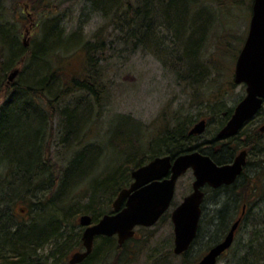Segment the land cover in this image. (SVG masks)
I'll return each mask as SVG.
<instances>
[{"label": "trees", "instance_id": "trees-1", "mask_svg": "<svg viewBox=\"0 0 264 264\" xmlns=\"http://www.w3.org/2000/svg\"><path fill=\"white\" fill-rule=\"evenodd\" d=\"M217 1L218 12L223 11L226 4H223V1H228V4L234 7H247L252 10L253 0ZM89 2L93 11L103 13L112 21L116 29H120L121 40L132 43L136 38L138 42L132 44L151 45L162 58H172L173 62L174 59L179 61L180 67L177 66L176 69L180 72L179 79L195 90L211 78L214 60H209L211 64H205V60L201 57L204 38L206 34L208 36L214 21L211 18V22L201 33H196V20L188 27L189 15L198 16L194 13L197 9L201 10V13L207 11L202 7L203 5H196V0H137V4L132 3L131 0H89ZM13 17L14 19H11L8 13H4L0 3V95L2 96L0 97L3 98L0 104V264H70V255L84 248L82 226L79 222H75L74 218L79 214H90L96 222L103 215L113 212L114 197L124 188L123 185H129L128 181L132 176V172L131 175L127 172L126 163L134 162L131 167L136 169L158 156L169 154L177 156L196 150L210 155L218 163H223L232 158L243 146L242 136L246 128L236 136L227 139L217 138V133L228 120L222 122L207 142L194 144L192 141L198 138V135H190L189 131L192 127L185 122L179 121L174 127L157 135L152 131L149 133V130L144 131L143 124L132 117L121 115L118 116L117 125L121 127L113 131L111 140L122 136L121 138H125L123 140L129 143L126 142L128 146H132V137H134L138 142L140 141L141 146L135 152L126 150L127 153L124 154L116 148L120 156V165H117L113 171L109 170L106 175L91 179L88 188L83 190L81 184L86 183L89 176L86 172L87 161L94 157L93 162H98L101 157L98 150L93 151L91 148L93 145H87L68 163L65 160L64 165L60 167L50 155V145L53 144L52 138L59 136L60 143L68 149V146L76 141L73 135L82 128L77 111L93 109V103H83V99H78L73 108L66 103L68 97L87 93L99 106L106 99L107 88L101 81L99 65L102 53L108 46L107 39L101 37L111 23L107 22L96 31L95 40H88L83 45V50L88 54L85 75L66 82L60 68L55 67L57 60L54 59L58 54L56 50L63 48L60 47L61 45L54 47L50 42L52 39L56 42L68 39L64 34L65 29L56 22H46L40 42L26 45L23 41L24 33L20 28V23L26 17L21 14L17 18L15 13ZM163 24L171 29L170 32L174 30L171 39L176 45L174 49L168 48L164 42L166 37L161 36ZM231 36L236 38L234 34ZM196 41L198 45L192 48L191 44H195ZM218 48L223 53L230 50L226 44ZM99 52L101 54H98ZM27 66L30 68L29 73L24 71ZM214 67L220 69L216 64ZM15 68H20V73L14 81H9V74ZM234 109H228L225 114L230 118ZM263 114L264 108L259 113L261 121L264 120ZM186 120L188 121V118ZM130 123L137 133L129 130ZM252 131L258 132L257 129ZM144 132L149 133L146 140L152 138L153 142L147 147L146 143L142 144L145 140ZM78 139L81 142L82 136ZM232 142H236V145H232ZM184 144L186 146L181 147ZM97 146L104 148L103 144ZM164 146L167 149L161 154L157 148ZM146 150L155 154L151 155ZM123 158L126 163H122ZM242 180V175H239L230 186L206 188L219 193L218 197L223 200L208 219L211 227L209 233L211 238L209 237L208 242L210 248L224 239L240 217L242 221L238 230L247 216L256 217L259 212H263L257 208L258 201L253 202L252 205L255 207L251 206L243 218L244 202L242 203L243 195L240 191L244 189L256 194L259 186L255 181L249 182L246 187L242 184ZM77 187L80 188L75 191ZM34 191L36 193L30 198L29 192ZM19 201L25 203L22 207L25 212L21 213L28 214L29 218L16 219L14 207ZM261 202H264V199ZM202 210L203 217V205ZM240 210L242 216H238ZM197 237L193 244L196 243ZM97 238L101 239V244H95L92 253L80 264L88 263L97 254L102 253L104 256L101 261L105 264L133 262V259L128 257L126 248L129 240L120 245L113 236ZM192 246L183 253L185 262L189 264H194L196 260L187 259ZM238 264H264V222L262 224L257 220L255 232L247 244V253L241 256Z\"/></svg>", "mask_w": 264, "mask_h": 264}, {"label": "rangeland", "instance_id": "rangeland-1", "mask_svg": "<svg viewBox=\"0 0 264 264\" xmlns=\"http://www.w3.org/2000/svg\"><path fill=\"white\" fill-rule=\"evenodd\" d=\"M131 1L137 4V0ZM0 3L1 7L4 8V13H8L11 19H14V13L17 18L21 14L25 15L26 18L20 23V28L24 33L23 41L27 42L28 45L40 42L43 30L45 31L46 22H56L57 25L65 29L64 34L68 39L58 42L52 39L50 42L54 47L61 45L60 47L63 48L56 50L58 54L54 59L57 62L54 61L55 67L60 68L66 82H71L74 77L85 75L88 54L83 50V45L88 40L94 39L96 31L107 22L112 24V21L109 18L107 19L103 13L92 10L89 0H0ZM224 3L226 4L222 9L223 11L218 12L216 11L217 0H196V5H203L202 7H205L207 11L201 13V10L197 9L194 13H197L198 16L189 15L187 17L188 27L195 20L197 21L196 33H201L211 22V18L214 21L213 25L210 24L212 27L208 31V36L206 34L204 38L201 57L205 60V64H211L209 60H214L212 74L210 79L199 85V88L197 87V90L179 79L180 72L176 71L177 66L180 67L179 61L174 59L173 62L172 58H162L152 49L151 45L132 44L138 42L136 38L132 43L125 42L119 38L120 29H116L113 24H109V28L107 26L101 39H107L108 46L102 53L99 65L101 81L107 88L106 99L99 106L87 93L68 97L66 103L73 108L78 99H83V103H93V109L92 111H77L82 128L73 135V139L76 141L68 146V149H65L66 146L60 143L59 136L52 138L53 144L50 145V155H52L53 161L58 163L57 166L60 167L64 165L65 160L68 163L87 145H93L91 146L93 151L98 150L101 156L98 162H93L94 157L89 158L87 161L86 172L89 176L86 183L81 184L83 190L88 188L87 185L91 179L106 175L110 172L109 170L113 171L114 168H117V165H120L118 150L124 154L127 153L126 150L135 152L141 146L140 141L138 142L134 137H132V146H128L129 143L123 140L125 138H121L122 136L111 140L113 131L121 127H117L118 116H130L143 124L144 131L149 130V133L154 132L157 135L174 127L179 121L193 127L196 122L206 118L208 121L207 128L203 134L192 141L194 144L207 142L213 137V133L216 132L222 122L229 119L228 114H225L227 110L235 108L247 94L246 84L235 83L234 76L237 54L239 55L248 35L252 10L250 11L247 7H234L228 4V1H223ZM161 30V36L166 37L164 40L166 46L170 49L176 48L171 40L174 30L170 32L171 29L165 26ZM231 33L236 35V38H233ZM224 44L230 49L227 53L220 52L218 48L223 47ZM197 45L198 42L196 41L195 44H191V47L196 48ZM181 48L183 49L182 45ZM98 54H101V52ZM168 60H171V62ZM215 64L220 69H216ZM29 69V66H27L24 71L29 73ZM2 101L3 98L0 104ZM263 122L264 120L261 121L260 118L256 119L255 123L249 126L250 130L248 131H252V129L259 130ZM130 124L132 127V123ZM131 127L129 130L137 133L135 127ZM146 132H144L145 140L142 141V144L146 143L147 147L151 145L152 138L146 140L147 134L149 137V133L146 134ZM80 136H82L81 142L78 139ZM100 144H103L104 148L97 146ZM186 144L181 147L186 146ZM232 145H236V142H232ZM260 146L264 154V133ZM166 149V146L157 148L161 154ZM146 152L151 155L155 154L150 150H146ZM96 162L98 165H96ZM122 163H126L124 158ZM133 163H126L128 166L127 172L130 175L135 168L131 167ZM194 180L195 176L191 168L178 180L172 206L160 221L150 227H137V234L129 240L126 247L128 257L133 259L131 264H189L185 262L186 258L183 257V254L178 255L174 252L175 232L171 215L173 209L193 190ZM263 180L264 175H258L249 181L251 183L256 181L258 184L259 188L256 194L244 189L240 191L243 195L242 203L248 200L251 203L258 201L257 204L261 205H258L257 208L260 211L263 210L262 213H264V202H261L264 199ZM132 181L131 176L128 184L130 185ZM129 185L125 184L123 186L129 187ZM79 188L77 187L75 191ZM206 188L207 186L204 187L206 191L203 203L204 216L200 220L199 235L187 256L190 261L196 259L194 264H197L210 249L208 242L211 238L209 235L211 227L208 219L223 201L222 198L218 197L219 193ZM34 193L36 192H29V197L32 198ZM117 196L114 197L113 201ZM24 206L23 201H19L15 205L14 213L17 220L29 218L28 214H22L19 210L20 207ZM262 213L259 212L256 217L249 215L245 218V222L236 233L232 247L220 257L218 264H238L241 256L246 255L247 244L250 242L253 232H255L257 220H260L262 224L264 222V214ZM80 215L74 218L75 222H79ZM240 215L241 210L238 213V216ZM83 229L82 226V231ZM114 240L118 242L117 237H114ZM95 241L96 245L101 244L100 238ZM103 256L104 253L97 254L96 257L85 264H105L101 261Z\"/></svg>", "mask_w": 264, "mask_h": 264}, {"label": "water", "instance_id": "water-1", "mask_svg": "<svg viewBox=\"0 0 264 264\" xmlns=\"http://www.w3.org/2000/svg\"><path fill=\"white\" fill-rule=\"evenodd\" d=\"M25 44L28 45L27 42ZM19 73L20 68L12 70L9 81H14ZM234 81L245 83L247 94L217 133L218 139L239 134L264 105V0H253L249 32L236 61ZM206 127L207 120L201 119L189 134L201 135ZM260 130L264 131V124ZM245 155L246 152L241 151L233 162L219 164L210 155L196 150L175 157L170 154L158 156L134 169L133 181L129 187L119 191L112 213L103 215L97 222L90 214L80 216L79 223L84 227V248L71 255L70 264L81 263L92 253L97 236L116 235L122 245L135 235L136 227L155 225L171 207L178 180L192 168L195 176L193 190L173 209L171 215L175 232L174 252L178 255L185 253L198 235L204 187L233 184L242 173ZM20 211L25 212V209L20 207ZM241 221L242 217L235 221L224 239L212 246L197 264H218L222 254L233 245Z\"/></svg>", "mask_w": 264, "mask_h": 264}, {"label": "flooded vegetation", "instance_id": "flooded-vegetation-1", "mask_svg": "<svg viewBox=\"0 0 264 264\" xmlns=\"http://www.w3.org/2000/svg\"><path fill=\"white\" fill-rule=\"evenodd\" d=\"M264 108V105L262 107V109ZM261 109V110H262ZM261 110L259 111V113L261 112ZM259 113L254 117L252 118L250 121H248L243 128H246L247 131L244 135V137H242V140H243V146L241 147V149L235 153L234 156H232V158H230L229 160H227L226 162H223V163H219V164H227V163H231L234 161L235 157L241 152V151H245L246 152V155H245V164L243 165V170H242V173L240 175H242L243 177V180H242V184L243 185H246V187L249 185V180L251 178H254L258 175H264V154H263V150L260 148V144H261V139L263 138V133L264 131H261L260 130V127L264 124H263L259 127V130L257 133L253 132V131H248L250 130L249 126L254 124L256 119H259L260 115ZM202 119H206V118H202ZM261 120V118H260ZM226 124V123H225ZM207 125H208V121H207ZM207 128V127H206ZM258 134V135H257ZM199 136V135H198ZM256 136V138L254 139V137ZM175 157V156H173ZM218 163V162H217ZM230 186L229 184H224L222 186ZM207 186H210V185H207ZM220 186V187H222ZM212 187V186H210ZM218 187V188H220ZM213 189H217V188H214L212 187ZM205 191V190H204ZM206 192V191H205ZM205 201V200H204ZM173 203V202H172ZM255 207V205H252L251 201H247L243 204V212H242V215H243V218L245 217L248 209L250 207ZM241 215V216H242ZM139 227H143V226H139ZM137 234V228H136V233L135 235ZM134 235V236H135ZM133 236V237H134ZM98 237V236H97ZM96 237V238H97ZM111 237V236H110ZM114 237H117L118 239V236H114ZM132 237V238H133ZM131 239V238H130ZM129 239V240H130ZM96 240V239H95ZM119 243V242H118ZM95 245V244H94Z\"/></svg>", "mask_w": 264, "mask_h": 264}]
</instances>
